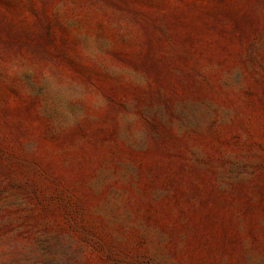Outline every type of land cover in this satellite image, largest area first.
I'll return each instance as SVG.
<instances>
[{
	"label": "rangeland",
	"instance_id": "374dc122",
	"mask_svg": "<svg viewBox=\"0 0 264 264\" xmlns=\"http://www.w3.org/2000/svg\"><path fill=\"white\" fill-rule=\"evenodd\" d=\"M0 264H264V0H0Z\"/></svg>",
	"mask_w": 264,
	"mask_h": 264
}]
</instances>
